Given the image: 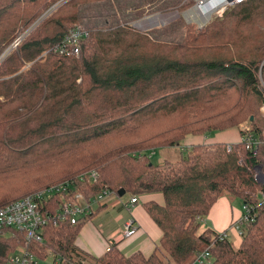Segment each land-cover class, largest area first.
I'll return each mask as SVG.
<instances>
[{"label": "trees", "instance_id": "1", "mask_svg": "<svg viewBox=\"0 0 264 264\" xmlns=\"http://www.w3.org/2000/svg\"><path fill=\"white\" fill-rule=\"evenodd\" d=\"M58 1L0 0V53ZM105 1L113 6L111 0L60 4L0 65V207L96 171L97 181H78L76 190L86 196L105 188L116 196L122 188L131 196L164 194L163 205L146 203L163 232L155 251L126 256L116 245L100 257L82 251L76 241L94 212L75 225L46 226L44 241L28 245L38 260L52 252L60 264H192L212 244V264H264V208L239 247L197 231L195 222L223 194L257 198L264 183L254 168L264 171V144L256 155L241 142L195 145L178 161L160 164L149 155L189 135L246 122L263 132L264 0L237 4L203 33L188 24L181 44L116 21L88 28L79 57L52 50L80 21L82 5ZM176 1L161 10L193 5ZM24 243L22 234L1 236L0 264Z\"/></svg>", "mask_w": 264, "mask_h": 264}, {"label": "built area", "instance_id": "2", "mask_svg": "<svg viewBox=\"0 0 264 264\" xmlns=\"http://www.w3.org/2000/svg\"><path fill=\"white\" fill-rule=\"evenodd\" d=\"M246 0H195L194 12L197 23L205 27L209 19L214 15H222L230 5H237ZM52 11V10H51ZM48 12H45L38 20L39 22ZM36 22V23H37ZM90 30L83 24H76L58 42L52 50L59 55L74 54L79 57L81 44L89 36ZM27 31L19 34L11 48L17 47L23 40ZM264 115V106L261 108ZM240 141L245 149L256 155L264 144V130L262 133L255 131L250 122L240 126ZM231 146H229V149ZM255 177L258 182L264 183V171L261 166H255ZM98 179L96 171H86L77 178L66 179L59 183L50 185L43 189L31 192L2 207H0V237L22 234L25 241L19 246L5 262V264H37L38 258L29 250L30 243H41L44 241L43 229L48 225L59 226L62 223L70 222L77 224L80 219L92 215L101 206L102 202L113 192L103 189L95 196H86L83 192L76 190V183L95 182ZM56 198L60 201L56 202ZM139 201L137 195L131 196L126 203L133 206ZM264 208V190H259L254 201H244L243 214L239 220L233 223L230 230H234L239 236H243L247 228L256 221L261 209ZM198 223H202L203 216H197ZM138 227L133 218L128 219L123 229V237H129L136 233ZM219 240L229 239V230L216 232ZM212 245V244H211ZM199 252L192 264H209L211 258L210 247ZM55 264H60V259L55 256Z\"/></svg>", "mask_w": 264, "mask_h": 264}, {"label": "crops", "instance_id": "3", "mask_svg": "<svg viewBox=\"0 0 264 264\" xmlns=\"http://www.w3.org/2000/svg\"><path fill=\"white\" fill-rule=\"evenodd\" d=\"M154 27L150 29L152 30ZM240 138L239 126L217 131V133L189 135L182 141V149H191L193 146L200 144L238 143ZM138 196L139 201L131 207L126 205L131 195L127 198L114 194L108 196L105 199L106 201L104 200L101 204L104 205L103 208L99 211L96 210L97 212L87 218L82 225L76 241L77 246L82 251L96 257L105 254L113 245H116L126 256H131L136 252H141L146 256L151 255L159 244L163 232L149 214L146 203L156 202L163 205L165 198L162 192ZM113 197L114 200L112 199L109 202L112 204L110 208L107 200ZM238 199H240V203L237 200L232 201L226 195L219 196L211 206L208 214L203 215V221L199 223L200 232L211 231L216 233L229 230V240L232 241L235 247H239L242 237L236 231L230 230L231 225L239 220L243 214L244 201L241 198ZM130 218L134 219L138 230L132 236L123 237L122 232L125 223ZM209 264H212V260Z\"/></svg>", "mask_w": 264, "mask_h": 264}, {"label": "rangeland", "instance_id": "4", "mask_svg": "<svg viewBox=\"0 0 264 264\" xmlns=\"http://www.w3.org/2000/svg\"><path fill=\"white\" fill-rule=\"evenodd\" d=\"M65 1L67 0H59L58 2L53 3L51 5L49 4L47 7H45L41 11L38 17L35 20H33V22H31L27 27H24V29L20 28V30L16 32L14 39L6 43L3 51L0 53V65L12 53L13 50H16L18 48L19 45L17 47L11 48V44L13 43V41L19 34L27 31V34H25L23 40L26 39L29 35L32 34V32H34L39 27V25L46 18H48L51 15V13H53V11L58 6H60V4L64 3ZM148 1H151V0H111V2L113 3V6L111 7L105 4L107 1L88 3L85 5H82L81 12H80V15H81L80 21H78L76 24H83L87 28L107 27L106 25L110 27V26H114V23L116 24V21H118L120 22V24L129 22L133 26L135 24L140 23L141 28H146L148 24L151 23V21L148 19L155 17L156 19H153V21L158 22V25L152 28L151 36L154 39L163 41L165 43L174 42L175 44L177 43L181 44L184 40L186 26L188 24H194V30L197 33H203L206 31L207 26L210 23H212L215 20L223 19L225 13L236 6V5L228 6L222 15L212 16L209 19V22L205 27H200L197 23V19H196L197 15H195L194 13L195 0H180L181 5L189 1H193L192 6H190L187 9H183V10H179L178 7H174V9L161 10L162 6L165 3L170 2V1H174L177 3L176 0H153L151 2H148ZM108 2H110V0H108ZM126 2L128 3V7L127 9H125V11H122L124 9L121 7H124ZM114 10H116L115 13H117L116 14L117 18L115 19H114ZM45 12H48V14L44 16L39 22H37V20ZM105 18L108 19V21ZM144 21L146 22L144 23ZM139 30L143 32L149 31V29H139ZM154 30L156 31L159 30V31L153 33ZM22 41L20 43H22ZM212 133H217V131L212 132ZM213 135H216V134H213ZM182 143L183 142H181L180 145H177L174 147L159 148V149H156L155 151L153 150L149 151V155L151 157L152 162L156 164H160V163H164L166 160L178 161L180 158L187 156L190 148L182 149V146H183ZM223 195L228 196L232 201L237 200V202L239 203L241 202L240 199L230 194H223ZM128 196H129V193H126L123 196V198H127ZM112 199L114 200V197L108 199L107 200L108 203ZM109 206L111 208L112 204L109 203ZM195 222L197 223L196 220ZM197 231H200V230L198 229ZM54 260H55V255L52 252H50L48 253L47 257L40 259L37 264H55Z\"/></svg>", "mask_w": 264, "mask_h": 264}, {"label": "water", "instance_id": "5", "mask_svg": "<svg viewBox=\"0 0 264 264\" xmlns=\"http://www.w3.org/2000/svg\"><path fill=\"white\" fill-rule=\"evenodd\" d=\"M177 13H178V12H177ZM153 19H155V17H152V18L148 19V20L151 21V23L148 24V26H147L146 28H141V27H140V23L135 24L134 26H135L136 28H138V29H148V28L150 29L151 27H154V26L158 25V22H154ZM163 24H165V23H163ZM251 120H253V117H251ZM118 194H119V196H124V195L126 194L125 189H123V188L120 189L119 192H118Z\"/></svg>", "mask_w": 264, "mask_h": 264}, {"label": "bare ground", "instance_id": "6", "mask_svg": "<svg viewBox=\"0 0 264 264\" xmlns=\"http://www.w3.org/2000/svg\"><path fill=\"white\" fill-rule=\"evenodd\" d=\"M194 13H195V12H194ZM194 13H193V14H194ZM191 15H192V14H191ZM164 18H165V17H164ZM155 19H156V18H155ZM145 22H146V21H144V23H145Z\"/></svg>", "mask_w": 264, "mask_h": 264}]
</instances>
